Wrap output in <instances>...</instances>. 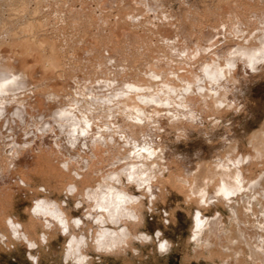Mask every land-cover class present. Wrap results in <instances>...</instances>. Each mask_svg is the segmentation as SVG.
<instances>
[{"label":"bare ground","instance_id":"obj_1","mask_svg":"<svg viewBox=\"0 0 264 264\" xmlns=\"http://www.w3.org/2000/svg\"><path fill=\"white\" fill-rule=\"evenodd\" d=\"M19 1L20 2L22 1V3L24 1V3L23 4L19 3ZM39 1L36 2L39 3ZM263 1L264 0H262V2ZM5 2H7L8 5L10 4L11 6L12 5L16 6L15 4L17 2L21 5L19 6V9H22L21 13H17L21 15L20 17H16L18 18V20L24 19L23 16L25 15H22L23 13L22 11L23 10L25 11V9L29 7V5L27 6V4H26L27 7L25 6L26 0H0V219H1L0 243L1 244L5 243L8 245L9 242L13 241V242L26 243L29 246L31 244H35L37 248L34 249H38V244L36 243L35 239L32 237L33 235L31 233L35 234V232H37L35 231V229L37 227H40L44 231L43 234L40 235L41 237L43 236L44 240L42 241L41 237L39 238L40 244L42 245H46L51 238H54L58 235L70 236L71 241L69 240L70 242H68L69 246L66 252L67 258L69 257V259L75 260L76 262L82 264H87L89 261H91L88 253L89 250L91 249H93L96 252L100 251L105 254H113L116 256L125 254L127 249L131 248L133 241L144 240L146 237H147L146 240L150 238V237L148 238L147 234L145 237V235L140 234L137 231V229L140 228L139 227L140 225L143 226V224L146 223V218L144 215V210H145L144 202L141 200V198L135 196L134 192H132L131 188L134 185H137L139 186V188H142L143 191H146V193L150 196L149 199H151V197L152 199L153 198L155 199V196H157L156 194L163 196L164 194L167 195V193L175 192V193L183 194L184 198L186 197L188 199V200L185 199L186 202L189 201L190 199L193 200V202L198 203V206H202V207L203 204H208V201L214 202L216 204L217 202L215 201H217V199L219 200L221 199L222 202H224L225 204L231 207L234 213L235 211L236 213L238 212V215L239 213H241V215L244 216L243 214L246 215L248 211L256 213V211L262 212L263 210V213L261 214H263V218H264V175H262L263 172L262 173L260 172V175H258V177L252 178L249 177L248 175L249 170L244 169L245 164L251 162L252 160L259 161V159L262 156H264V127L261 130L256 131L255 133L253 132L251 135H249L250 136L248 139L249 142L248 146L250 147L249 153H245V154L240 153L239 151L240 142L238 140H233V141L224 140L223 143L228 146H226L223 149L220 148L217 149L218 156L216 157V161L215 160L213 162H211L212 160L210 162L199 161L195 169H184L181 171L177 170L176 164H175L176 167L174 166V162L172 164L171 159L173 158L171 157V153L168 146L164 145L165 143L164 138L168 136L169 128L171 130L178 131L179 135L182 136H188L193 134L194 132H202V130L205 134L209 135V133L207 132L209 129L207 124L212 122V125L214 124V126L216 125L217 127L219 124V120L221 121L220 116H222L224 113H227L228 110L234 109L233 106H235L234 103L235 101H233L232 98L233 96L231 97V95L233 93L237 94L238 92L237 84L243 82V80L247 77L248 71L249 73H251V71L252 73L253 71L254 73L257 71H261V69L260 70L257 69L258 67L256 64H258V61L263 59L262 57H264V47L262 46L263 48H260L261 44L264 45L263 44L264 37L261 38V35L259 36L258 34V37H260L258 39L257 33H255L256 35L255 37L252 35V37L254 38H251L250 34L244 35L246 34L245 32L242 34L241 31L242 29L240 28L243 27V24L240 21L236 22L234 20L235 17H233L234 19L232 18L234 14L230 16L227 13L229 15L228 17H231L232 18L231 20H234V23L236 22L238 24L240 22L239 25L242 24L240 28H238L239 26H237L235 23V26L237 27L235 28L238 30L240 29L239 32L241 33L238 32L239 34L238 33L234 34L236 35L237 38H239L237 35L239 36L240 34L243 35V36L241 35L240 37H244V39L241 38V41H239L240 39L238 40L240 44L242 43L241 45L242 47L239 48L237 46V44H239V42L237 41V44L234 45V48L236 46L238 48L236 47L235 48L236 50L233 52L232 50H234V48L232 45L231 48L232 50L229 49L233 52L235 56L237 55L242 58L239 60V57L236 56L238 61L234 60L235 57L232 55V53L230 55L231 57H233V59L229 57L230 56L229 54H228L229 58L227 57V59L226 57L225 59L223 57H222L223 59H221V57L220 58L215 57L217 55H215L214 58L213 54L216 53L218 50H220L219 47H221L222 45L218 47V50H216L217 49L216 48L215 51L213 48L215 46H211L213 43L210 45L212 47L210 48L215 51L214 52L212 50V52H214L213 54L211 53V51H209V49L203 50L204 51L203 53H205V50H207L204 55H206L207 52L209 51L212 54V58H214L213 60L210 58L212 61L208 59L210 60L212 65H206L208 63H205V67L204 66L203 67L205 74L210 76L212 79L220 80L218 81L219 83H217V85L214 84L213 87L210 88L209 85L211 84L209 83V85L207 84L208 87H206V89L208 88V90H206L204 88L205 87L204 77L206 78L207 76L198 73L196 74L194 71L191 70V68L194 67L189 68L190 71L188 72H187L188 69L186 70L188 74L183 72V74L184 73L185 74L181 77L182 72L180 71L181 73L180 72L177 73V78L172 79L173 75L181 68L179 67L178 70L176 69L177 71L176 70L173 71L176 68V66L174 68L173 66L175 64H172L173 70H171L172 69L171 67H170L171 69H169L173 71V73L171 72V75L170 73L167 74L169 70L167 71L163 70L166 73L165 72L162 73H165L167 76L164 74L165 80L164 77H162V80H164V83L162 82V84L161 83L158 84L160 82L158 77L157 79L159 80V82L155 83V81L157 80V79L154 80V76L156 78L155 75L156 73H154L155 69L153 70V72L152 70H150L151 71L150 73H152L154 76L148 74L147 73L148 70H145L146 73L144 74L142 73L143 70L140 73L141 77H143L146 74L145 75L146 77L144 78L149 77L151 81L152 80L154 81V83L153 82L151 83L148 78H147L148 79L147 82L146 81L147 79L146 80H144V78L141 79L140 76L139 79H137L136 77L140 75L138 74L139 72H136L138 75L135 77L136 78L135 79L133 76H131V74L128 75L129 74L128 72L130 71L127 70L128 72L126 73H128L127 74L128 76H131L130 79L132 81L130 80V82L128 83L125 81L126 83L124 85V83L120 82L119 79L115 77V79H118V82L124 85L125 89H121L123 85L119 83H118L119 85L116 84L117 80L112 79L113 73L112 74L109 73L112 71H108L109 70L108 67L111 68L110 63H112V61L109 63L110 65L109 66L106 62H104L101 59L102 57L100 58V52H101L100 49L102 48L97 45L98 43L96 40L94 41V43L89 42L88 44H91L90 46L82 47V49H80V52L82 51L80 55L82 56L83 54H85L83 55L84 57L79 59L80 63L78 62L77 59H76L77 62H74L75 60L74 61L72 60L74 59L72 58V56L74 57L73 52L75 51L73 50L72 46L69 44H71L70 41L71 42L73 41L72 38L74 39V36L76 35V28L78 30V26L70 19L71 17L70 18L68 17L65 20L62 19L63 17L60 18L61 16L58 17L60 18L61 23H63V26L64 24L65 26L60 27L62 26V24L59 25L60 22H58V24H54L52 26L53 29L51 28V31L49 32L50 28L48 30V28L44 27V25L48 23L46 20L47 18L43 17L44 15L43 16L41 15L43 18L39 17V19H37L36 18L37 14L36 15L33 14L36 13L34 11L35 8H32L34 9L32 10L34 11L32 12V14L35 16H32L33 19L30 20V22L26 21L27 24L26 22L24 23L22 21L21 24L24 23L23 26L25 27L23 28L22 26H19L22 29L18 27L19 29L17 31L16 30L17 27H15L14 24L17 26V23L20 24L21 21L17 20L18 22L15 23V19H16L15 18L13 19L14 20L13 22L11 18L14 17L11 16V13L10 16L8 14L9 17H5V15H2L3 6L7 4ZM262 2L260 0V4ZM235 3L237 4V2ZM239 3L238 6H240ZM242 5L243 4H241L240 6L241 8L244 7ZM41 6L39 3L37 8H40ZM241 8L238 9L241 10ZM7 10H8V6H7ZM16 10L18 12V9ZM263 10L261 11L263 12ZM27 11L30 10L28 9ZM40 11L42 10L40 9ZM261 11H258L261 15L255 12L254 13L257 16L255 14L254 15L257 18H259V15L262 16V14L264 13V12L262 13ZM88 12L90 13V11ZM88 12L86 14L90 16ZM247 12H249L250 14V11L247 10L246 12L244 11L245 14ZM48 13L49 12H47V14ZM237 14L239 13L236 12V15ZM87 15L83 17L89 18L87 17ZM237 16L236 17L239 19L241 15H237ZM242 17L243 15L241 16V18ZM263 17L264 16H262V19ZM96 18L95 21L97 20L98 23V19ZM102 18L99 19L101 20ZM89 20H94V19H92L91 16V18L88 19L87 21ZM259 20L264 22V19L263 20L259 19ZM83 21H85V19ZM256 21H258V19ZM100 22L101 21H99V23ZM105 22L106 21L101 23H105ZM169 22L171 23V21ZM234 23L232 22V24L230 25L232 30L230 31L232 33L238 31V30L235 31L236 30L235 28H233L235 30L232 29V25ZM172 24L173 23H171V25ZM11 25L15 28H13L12 33L11 31L10 33H7V29L8 28L10 29ZM155 25L157 24H154V26ZM158 26L159 24L156 27ZM164 26L166 27L169 25L165 24L164 22ZM164 26H162V30L165 29L163 28ZM159 27H158V31L154 27L157 32L161 30V28ZM125 28L126 25H124V28L122 29ZM263 28H262L263 31L259 28L262 31V34L264 32ZM68 29H70V32L71 30L73 31L75 30V32L69 33V31L67 32ZM172 29H168L171 30V32L168 30L166 31L172 33L173 31ZM152 30L151 32H153ZM260 30L259 32L261 34ZM125 31L122 32L123 35L126 34ZM157 32L154 33L156 34ZM161 32L162 31H160V33ZM168 32H167V36L169 34ZM211 32L214 33V31H209L210 34ZM225 33H227V31H225ZM6 34L7 35L11 34L10 41L8 42L5 40L6 39L5 37L7 36ZM128 34L130 35V33ZM145 34L146 33L141 35H145ZM163 34L166 33H162L161 35ZM210 34L208 36H210ZM220 34H222V31ZM229 34L231 37L232 34L230 32ZM136 35L139 34L136 32ZM217 35L218 33H215V35L211 34L212 37L216 36V38L218 39L219 36ZM140 36L137 37H139V39L140 38L143 39L144 37L148 39L146 37L148 35L144 37H140ZM246 36L251 38V39L247 38V42L250 41L251 44L249 43L247 45V43L245 42L246 44L243 45ZM212 37L209 40L210 43L213 42ZM93 38L97 39L95 38V36H93ZM179 38L180 36L178 33L174 34V38L172 40L174 44L176 43V41L181 43L180 42L181 39ZM198 39L200 40L199 43H201V35H199ZM204 39L208 40L209 38L206 39L203 37L202 39V41L207 44L208 41H205ZM252 39L253 40L258 39L255 42L256 44L254 43L255 46L252 45L253 44ZM242 40L244 41L242 42ZM216 41L215 43L218 44ZM228 42L230 41L228 40ZM257 42H259L260 45ZM66 43L72 48V50H70L72 51L71 53V55L73 54L72 56L70 55V51L67 49L68 46H66ZM205 43L203 44L204 47H205ZM145 44L147 45V42ZM257 44L259 46H257ZM184 45L182 43V48L180 49L181 52L183 51V53H181L179 56H182V54L184 55V51H185V57H186L187 56L186 53H188L189 50H192L191 52H189L188 55L189 57L187 56L186 59L188 61H189L188 58L190 57H191L190 60H192L193 58L199 59L198 56L200 54V51L197 45H196L197 48H195L198 49L197 51L194 49H189L188 51L184 50ZM185 48L188 49L190 47L188 48L185 47ZM261 49H263V51H261L263 53L262 56L259 55L260 54L259 50ZM173 50H175V48H173ZM160 51H163V49ZM231 51L228 52L227 50V53H230ZM210 53L208 54L210 55ZM257 53H259L258 54L259 57ZM77 56L80 57L79 55ZM201 56H202V52H201ZM104 57L105 56H103V58ZM202 58L203 57H201L200 59ZM204 58L205 60L207 59L206 57ZM243 59L246 60V63L244 62L245 64L244 63L243 64L245 66L247 65V67L249 61L250 64H252L251 63L252 61L255 62L258 60L255 63L256 67L254 66V62L252 64L253 66L251 65L252 69L253 67L256 69L248 70L250 67L248 68L246 67L247 70H242L241 64L239 62L242 61ZM104 60L106 61V58ZM193 60L192 63L194 64ZM182 62L185 63L184 59ZM262 62L264 63V60ZM263 63L260 64L259 62L260 64V65L258 64L259 68H261L260 66H262ZM184 65L186 66L187 62ZM148 68H151L150 65L146 69ZM185 68L186 67H184L183 69L181 68L182 71ZM134 72L133 74H135ZM123 73L124 72H122L121 75H123ZM158 73L160 72L157 71V75H159ZM222 73H226L227 76L228 74L230 75L227 78V80L224 79L225 82L224 83L222 82L223 84L220 83L221 80L223 81V77H221ZM178 74H180L179 76L180 78H178ZM150 75L152 76L153 79L150 77ZM132 77L135 80H133ZM174 77H176V74L174 75ZM127 79H129V77ZM116 85L120 86V88L117 87ZM36 88L37 91H35ZM108 89H111L110 92ZM240 104L241 102H239V105H237L239 106V109H241ZM208 114H210V116H208ZM227 118L229 117L227 116ZM168 122H170L169 128L166 127ZM225 122L222 121V123ZM203 136L205 135H202V137ZM181 139L183 138H180V140ZM58 154H62L65 157V159L60 162L61 168L63 170L65 171L71 170L70 169L71 167L73 166L76 167V171H75L76 174L74 175V179L70 180L64 185L62 192L65 193V197H68L70 194H73L74 192L76 193V191L78 192L80 191L81 196L86 197L87 201H84V203L88 202L87 205L89 204V206L88 209L85 210V212H83L84 216L83 217H81L82 215L78 216L80 218L75 217L76 219L72 218L68 213V208L67 209L65 208L67 206L66 201L57 202L55 199L54 201H48L51 200L49 199L50 197L41 200L38 199V201L35 203V206L32 208L31 214H29L30 219L28 220L29 224L27 225L18 222L19 220L17 221V219L14 217L5 216L7 212V206L8 205L10 206L12 204L14 194L21 188L24 187L27 188V186L30 187L29 185L32 184L34 176L41 173L40 168L54 170V164H53L55 160L54 157L56 158ZM122 175L126 176L127 178L128 175H132L135 178L134 182L133 183L128 182L127 184H125V182L122 179ZM58 176L60 179L66 180L65 174L61 173L58 174ZM140 177H143V180H141ZM92 180H95L93 185H91ZM117 180H119V183H117ZM145 180L148 181V183L145 184L144 187H140V185ZM80 183L84 185V187H82L81 190L79 187ZM73 189L75 190L73 191ZM110 189H113L114 191L109 193ZM148 189H151V191H149ZM106 195L108 196V198L104 199ZM117 195L125 196V202L119 207L114 206L115 204L118 203L116 199ZM236 196H238L237 197L238 199L239 198L241 199L240 202L241 206H238L233 202V200L235 199L234 197ZM131 197H135L136 200L129 202ZM201 201L204 203L199 204ZM233 204L235 206H232ZM80 207L81 206L78 205V208ZM218 215L216 216L218 217ZM233 215H234L233 217L237 216V215L235 216V214ZM195 216L196 218H194V220L196 219L195 222L196 224L197 223L198 224L196 226V231L194 230L195 232L193 235L194 236L193 240L195 241V245H196L195 250L197 252L202 248L207 250L211 249L210 252L212 255V253L215 252L214 249H217L219 247L220 250L221 248L223 249L222 250L223 253H221L222 251H220V253H218L219 255L220 254L226 255L227 252L235 254V252L239 248L237 247V244H239V246L243 244L244 248L245 245L250 246V242L253 241L252 238L255 236V234H250L251 233L250 230L243 226V222H247L245 220L246 218L248 219L247 215H246L247 217L245 216L246 217L245 219L243 220L241 219L242 221L237 220L238 222L236 223L234 228L231 227V229H226V231L228 230L227 232L224 231L225 229H223L224 228L222 226L223 223H221L220 225L218 224V222H214V219H216L217 217H214L213 220L211 221L208 220V223H206L207 220L206 219L203 220V217L199 215L198 212L197 215ZM219 218L220 216L218 217V220ZM76 220L80 221L79 226H77L76 223L74 222ZM9 221H11V224H9ZM61 221H63L64 223L62 224ZM203 223H206L207 226V227L205 226L206 231L203 229L204 227L203 225H205ZM2 224H5V227L4 225L2 226ZM16 225H19V227L18 228L15 227ZM111 225H114L115 227L117 225V228L112 229L114 226L110 228ZM119 225H122V227L120 228ZM65 226L68 229L67 233L63 231V228ZM200 226H202V228H200ZM85 227L87 228L92 227L93 230L89 229L90 230L89 233L86 230H84ZM201 229L203 230L202 232ZM14 232L16 233V238L13 237ZM203 232H206L205 233L206 235L202 234ZM261 236L262 235H260V237ZM23 237H26V239H23ZM261 240H263V243L262 242L260 243H262V246H264V239ZM257 241H258V237H257ZM166 245L168 249L169 248L168 245L170 246V244H167L166 242ZM247 246L246 249L248 248ZM252 248L253 247L251 246L250 249L251 253L255 252V250L254 249L252 250ZM257 248L258 247H256L255 249ZM29 249L31 248L29 247ZM246 249L243 251L246 252ZM132 250H135V248H132ZM201 251H203V249ZM256 252L262 253L263 251L259 250ZM203 253L204 252H202V254ZM228 254L229 253H227V255ZM237 255L239 256V254ZM31 256L36 258L32 254ZM212 256H215V254H213ZM237 257L235 258L239 259V257L238 258ZM248 257L246 254V258ZM261 257L262 255L259 257L260 258L259 261H261L260 262L261 264H264V260L262 262ZM231 258L229 260L234 259ZM250 258L248 259L249 261L252 260L251 256ZM254 258L255 259H253V261L258 260L256 255ZM36 259H38V257ZM236 259L231 263L241 264L240 263L241 257L239 260ZM243 260L245 261V259ZM245 263L248 264L249 262L245 261ZM256 264H259V262H257Z\"/></svg>","mask_w":264,"mask_h":264},{"label":"rangeland","instance_id":"obj_2","mask_svg":"<svg viewBox=\"0 0 264 264\" xmlns=\"http://www.w3.org/2000/svg\"><path fill=\"white\" fill-rule=\"evenodd\" d=\"M36 1H39V0H26L25 6H26V4H27V6L29 5V7H27V6L26 7L30 11H27L28 10L27 8L25 9V11H27L28 13L25 12L24 10L22 11L23 12L22 15H25V16H23V18L25 20L24 19L18 20V18H16V17H20V15H21V14L19 15L17 13H21L22 9H19V6H21L19 3H22V1L21 2L19 1V3L17 2L18 4L17 3L15 4L16 6H14V5L11 6L10 4L8 5V3L5 2L7 4H5V6H3L2 15H5V17H9L10 13H11V16L14 17V18H11L13 22H14L13 19H15V18H16L15 23H17L18 21H21L20 24L17 23V26L13 23L14 26L17 27V29H16L17 31L19 28H21L19 26H22L24 28L25 27V26H23L24 23L26 21L30 22V20L33 19L32 16H35L37 14L36 18L39 19V17L41 18L44 15L43 17H46L47 18L46 20L48 22V23L46 22L47 24L45 23L46 25H44V27L48 28V30L50 28L49 32L51 31L52 26L54 24H58V22H60L59 25L62 24V26H60V27L65 26V24L63 26V23H61L60 18L63 17L62 19L65 20L66 18L71 17L70 19L78 26V30L76 28V35L74 36V39L72 38L73 41L72 42L70 41L71 44H69L72 46L73 50L75 51V52H73L74 57L72 56L73 54L71 55V53H72V51H70V50H72L71 46H69L66 43V46H68L67 49L70 51V55L72 56V58H74L72 60L73 61L75 60L74 62H77V60H78V62L80 63L79 59L84 57L83 55H85V54H83L82 56L80 55V53H82V51L80 52V49H82V47L90 46L91 44H88V43L89 42L94 43V41L96 40L98 43L97 45L102 48V49H100L101 50L100 58L102 57L101 59L104 62H106L108 65L112 61V63H110L112 70L110 67H108V69H109L108 71H112L109 73L110 74L113 73L112 79H115V77H117L120 82L124 83V85L126 82L127 83L130 82L131 76H133L135 78L138 74L141 73L142 70H143L142 71L143 74L146 73L145 70H148L147 73L153 75L152 73H150L151 72L150 70H152V72H153L154 69H155L154 73H156L155 74L156 78L153 75L154 80L157 79V77L160 80V82H159V80L157 79L155 81V83L159 82L158 84H160V83L162 84V82L164 83V80H165V76H164V74L166 73L165 71H167L171 68H172L171 70H173V67L175 68V66H176V68L173 71H175L176 69L178 70L179 67H181L182 69L184 67H186V68L183 71L181 68L179 71L176 70L177 72L176 73L174 72L176 74V77H174V75H175L174 74L173 77L171 76L172 79L177 78V73H179L180 71L182 72V73L180 72L182 74L181 75V77H182L185 73L190 71L189 68L194 67V68H191V70L194 71L196 74L198 73V74H201V75L203 74L204 76H207L206 78L204 77V83H205L204 88L206 89V87H208L209 83L212 85V86L209 85L211 88V87H213L214 84L217 85V83H219L218 81H220V80L212 79L210 76L205 74V72H204L205 63H208L206 65H212L210 62L211 59L213 60L215 57H217V58L221 57V59H223V58L225 59V57H226V59H227V57L231 53L236 58V59L234 58V60H237V57H239V56L236 55L237 56L236 57L233 54V52L236 50L235 48L237 46L239 48L242 47L241 46L242 43L240 44L239 41H241V38L244 39V37H240L244 32L246 33L244 35L250 34L251 38H254L256 36L255 33H257V37H258V34H259V36L261 35V38L264 37V35H263L264 32L262 34V31H263L262 28L264 27V24H263L264 22L259 20V19H261V20L264 19V17L262 19V16H264V13H263L264 12V10H263L264 9V3H263L264 1L262 2V0H261V2H262L261 4H260V0H238V1L237 0H40L39 1L40 6L42 5L40 8H37L39 3H37ZM42 1L44 3L45 2L46 3L44 4ZM235 2H237V4ZM239 2H242V3H239ZM23 3H24V1H23ZM238 3L240 4V6H241V4H243L242 6H244L247 11H250V14H249V12H247L246 14H249V15H246L244 13V11L246 12V10L244 9V7L241 8L240 6H238ZM247 5H249V6H247ZM7 6H8V10H7ZM10 7L11 8L17 7L16 9H18V12L16 9H13V8L11 9ZM237 7L241 8V10L238 9ZM255 7H256V9H255ZM20 8H22V7H20ZM32 8H35V10ZM4 9H5V11H4ZM40 9L43 12L40 11ZM13 10L16 12H14ZM32 10H34L36 12V13H33L35 15L32 14V12H34ZM234 10L239 13L237 15H241V16L243 15V17H242L243 19L240 16V18H239L240 20H239L237 18L239 16L236 15V12ZM242 10H244V11H242ZM261 10H263V12ZM85 11H87V12L90 11V13L88 12V14H90V16L87 15L86 14L87 12H85ZM258 11H261L263 13L262 16H260L261 14ZM47 12H49V13L47 14ZM125 12H127V13H125ZM229 12H231V13H229ZM254 12L257 14L258 13L260 14L259 18L256 17L257 15ZM71 13H72V15H71ZM105 13H106V15H105ZM159 13H160V15H159ZM227 13L230 16H232V14H234L235 16L233 15L232 18L235 17V19L234 18L233 19L236 22L240 21L243 24V27L240 28V26L242 24L239 25L240 22L238 24L235 22L236 25L239 26L238 28L242 29L241 30L242 34H240V36L237 35L239 38H237L236 35H234V34L238 33L240 29L239 30L236 29L237 27L235 26L234 20H231L232 18L228 17L229 15ZM8 14H9V16H8ZM15 14H16V16H15ZM45 15H47L48 17ZM79 15H81V16H79ZM86 15L89 18L83 17ZM91 16H92V19H94V20H89L91 22L87 21L88 19L91 18ZM248 16H250V17H248ZM58 17H60V18H58ZM102 17L103 18L105 17L106 20H105V18L103 20ZM95 18L98 19V23H97V20L95 21ZM99 18H102V19L100 20ZM84 19H85V21H83ZM251 19L252 20L254 19V20L252 21ZM257 19H258V21H256ZM225 20H227V21H225ZM250 20H251V22H250ZM22 21L24 22L23 24H21ZM92 21H94V22H92ZM99 21H101V22L106 21V22L105 23H101V22L99 23ZM169 21H171V23H173V24L171 25V23ZM229 21H231V22H229ZM164 22H165V24H168L170 26V28H169V26L165 27ZM232 22L234 23L232 25V29L236 27L235 28L236 30L235 29H233V30H235V31L238 30L237 32H233V33L231 32L232 30H231L230 25L232 24ZM243 22H246V23H243ZM249 22H250V24H249ZM26 24H27V22H26ZM78 24H80V25H78ZM154 24H157V25L159 24L160 27L159 26L158 27L161 28V30H160V31H162L161 33H160V31L157 32L158 27H156L157 25L154 26ZM190 24L191 25L193 24V25L191 26ZM261 24H263V25H261ZM124 25H126V28H125L126 31H125V29H122V28H124ZM227 25H229V26H227ZM162 26H164L163 28H165V29H163L164 32L162 30ZM217 26L219 27V29ZM11 27H10V29L9 28L7 29V33H10V31H11V33L13 32V28H15V27H13L12 25H11ZM119 27H122V28H119ZM154 27L157 29V31ZM226 27H228V28H226ZM166 28H168V29L173 28L172 30L174 32L172 31V33H170L171 30H168ZM70 29H68L67 32L68 31H69V33L75 32V30L74 31L71 30V32H70ZM121 29L126 32L125 35H123V33H122L123 31ZM127 29L129 32L127 31ZM150 29L151 30L153 29L152 30L153 32H151ZM8 30H9V32H8ZM147 30H148V32H147ZM166 30H168L170 32H168ZM217 30L220 33L222 31V34H220ZM224 30L227 31V33H225ZM259 30L261 31V34H260ZM209 31H214V33L211 32L212 35L213 34L215 35V33H218V35H217V36H219L218 39L216 38V36L212 37L211 34L209 33ZM84 32H86V33H84ZM136 32L139 35H136ZM154 32H157V33L155 34ZM167 32L169 33L168 36H167ZM229 32L232 34L231 37H230ZM128 33H130V35ZM144 33H146V34L141 35ZM162 33H166V34H163L164 35L163 36V35H161ZM173 33L179 34V36H180L179 39H181V41H180L181 43L176 41V43L174 44V42L172 41L174 38ZM239 33H241V32H239ZM209 34L213 38L212 39L213 42H211V43L209 42V40L211 38L210 36H208ZM146 35H148V36H146ZM199 35H201V43L203 42L202 41L203 37L206 39L209 38L208 40L204 39L205 41H208L209 43L208 42H207V44L205 42H203L202 44L199 43L200 42V40H199L200 38L198 39ZM252 35L254 37H252ZM93 36H95V38H97V39H94ZM137 36H140V37L146 36L148 39H146L145 37L143 39L142 38L139 39V37H137ZM10 37H11V34H8L5 37L6 38L5 40L7 42L10 41ZM165 38H167V39H165ZM214 38H215V40H214ZM230 38H232L233 41ZM236 38H237V40H236ZM245 38H246L245 41L242 40V42L244 41L243 45L246 43H247V45L249 43L251 44V42L249 40H248L249 42H247V38L248 39H251V38L247 37V36ZM259 38L260 37H258V39ZM216 39H217V41H216ZM258 39H256V40L252 39L254 41V42L252 41V43H253L252 45L255 46V44H256L255 42ZM228 40L230 42H228ZM215 41L219 45L216 44ZM237 41L239 42L240 45L237 44ZM146 42H147V45L145 44ZM224 42H227V43H224ZM234 42H235V44H234ZM72 43L74 44V46ZM75 43H76V45H75ZM177 43H179V44H177ZM182 43H183V45L184 44L186 45V46L184 45V50H187V51L189 49H194L197 51L198 49H195V48H197V46H198L199 51H200V54L198 57H199V59L201 57H203L202 58L203 61H202V59H200L201 60L200 61L198 58L197 59L193 58L194 59V60L192 59L194 61V64H193L192 60H190V58H191L190 57V58H188L189 61L191 62V64H190V62L186 58L189 55V52H191L192 50H189L188 53H186V55H187L186 57H185V51H184V55L182 54V56H179L181 53H183V51L181 52V49H180V48H182ZM204 43H205V47L203 46ZM228 43H231V44H228ZM257 43L260 45L259 42H257ZM236 44H237V46L234 48V45H236ZM258 44H257V46H259ZM210 45L215 46V47H213L214 50L216 48H217L216 50H218V47L221 45L222 46L219 47L220 50H218L216 53H214L216 50L214 51L213 49H211L212 47ZM216 45H217V47H216ZM224 45H226L227 47ZM232 45H233L234 50L231 49ZM252 45H250V46H252ZM146 46H147V48H146ZM260 46H261L260 48L264 47V45H262V44ZM74 47H76V48H74ZM172 47L175 48V50H173ZM178 47L180 50L178 49ZM185 47H187V48L190 47V48L186 49ZM201 47H203V48H201ZM206 47H209V48H206ZM75 49H77V50H75ZM162 49H163V51H160ZM204 49H209V51H211L212 54L214 53L213 57L215 55H217V56L212 58V54L208 51L206 54L208 56L207 57L206 55H204L207 50H205V53H203ZM229 49H231L233 52ZM212 50L214 52H212ZM227 50H228V52L229 51H231V52L227 53ZM152 51H154V52H152ZM222 51L224 52L225 55L223 54ZM261 51H263V49L259 50L260 54L257 53V55L259 54L260 56H262L263 53ZM102 52H104V53H102ZM201 52H202V56H201ZM105 53H107V54H105ZM124 53H126L127 55ZM208 53H210V55ZM123 54H124V56H123ZM77 55H79L80 57H78ZM257 55H256V57H257ZM259 55H258V57H259ZM103 56H105V57L103 58ZM126 56H128V57H126ZM166 56H168L169 58ZM204 57H206L207 59L205 60ZM229 57H231V55ZM105 58H106V61L104 60ZM231 58L233 59V57H231ZM241 58L242 57H239V60ZM262 58L263 59H261L259 61L257 60L258 64H259V62H260V64L263 63L262 61L264 60V57H262ZM166 59H168V60H166ZM183 59H184L185 63L182 62ZM208 59H210V60H208ZM257 61H255V62L252 61L251 63L253 64V62H254V66L256 67V65H257V67H258L257 69L258 70L261 69V71H257L255 73H254V71H253V73H252V71H251V73H249V71H248L247 77L244 79L245 81L243 80V82H241L240 84H237L238 85L237 94L233 93L231 95V97L233 96L232 97L233 101H235L234 102L235 106H233L234 109H231L232 108L231 107V108H229L231 110H228V112L225 111V112H227V113H224L225 115L223 114L222 116H220L221 121L219 120L220 126L218 124V126H217L218 128L216 127V125L215 126H214V124L212 125V122L207 124L208 128H209L207 132L209 133V135L205 134L202 130V132H194L191 135L182 136V135H179L178 131L171 130L169 128L170 122H168L166 127L169 128V130H168L169 134H168V136H166L164 138V141H165L164 145L168 146L170 153H171V157L173 158V159H171L172 164H173V162H174V166L176 164L177 170L181 171L184 169H195L197 167V163L199 161H206V162L207 161L210 162L211 160H212L211 162H213L214 160L216 161V157L218 156V154H217L218 150L217 149H219V148L223 149L226 146H228V145L223 143L224 140L225 141L238 140L240 142V147H239L240 153L245 154V153L250 152V150H249L250 147L248 146L249 145L248 139L250 137L249 135H251L253 132L255 133L256 131L261 130L264 127V63L262 66H260L261 68H259L258 64L255 65V63ZM179 62H181V63H179ZM186 62H187V65L190 67H188L187 65L186 66L184 65V64H186ZM244 62L246 63V60H244V59L239 62L241 64L242 70H247L248 67H250L248 70L256 69L254 67L252 69V67H251L252 64H250V61H249L248 67H247V65L246 66L244 65L245 64ZM247 63H248V61H247ZM172 64H175V65L172 67ZM149 65L151 68L146 69ZM202 67H203V70H202ZM195 69H196V71H195ZM124 70H126V71H124ZM127 70L130 72H128ZM163 70H165V71H163ZM171 70H169V72H167V74L170 73V75H171V72L173 73V71H171ZM186 70H187V72H186ZM131 71H132V73H131ZM157 71L160 72V73H158L160 75V78H159V75H157ZM122 72L125 73V74L123 73L124 76L121 75ZM126 72H128L129 74ZM133 72L135 74H133ZM136 72H139V73L137 74ZM162 72H165V73H162ZM183 72H185V73L183 74ZM161 73H162V75H161ZM127 74L128 75L131 74V76H128ZM224 74L226 75V73H222L221 77H223V81L221 80L220 83H222V82L224 83L225 82L224 79L227 80V78L230 76L229 74H228V76L227 75L225 76ZM145 75L144 76L142 75L143 77H141V74H140L136 78L139 79V76H140V78L143 79L144 77H146ZM151 75H150V77L152 78ZM126 76H128L129 79H127L128 77H126ZM147 76H149V75H147ZM179 76H180V74H178V78H180ZM122 77L123 78L125 77V78L123 79ZM162 77H164V80H162ZM171 77H170V79H171ZM134 78H133V80L136 79V78L135 79ZM147 78L150 80L151 83L152 82L154 83V81L153 80L151 81V79L149 77H147ZM147 78H144V80H146ZM118 79H115V80H117L116 84H118V83L122 84V83L118 82ZM148 79L146 80L147 82H148ZM170 79H169V81H170ZM205 79L208 80V83H207V80H205ZM209 80H210V82H209ZM124 85L121 89H125ZM117 87L120 88V86H117ZM214 87H216V86H214ZM108 90L110 92L111 89H108ZM160 90H162V89H160ZM206 90H208V88ZM35 91H37V88L35 89ZM73 94H74V92H73ZM106 94H105V97H106ZM240 95L242 96V98ZM239 102H241V104H240L241 109H239V106H237V105H239ZM236 103H238V104H236ZM241 105H242V107H241ZM202 106H204V105H202ZM208 116H210V114H208ZM227 116L229 118H227ZM222 121L223 122L226 121V122L222 123ZM229 123H231V124H229ZM202 135H205V136L202 137ZM179 137L183 138V139L180 140ZM227 137H229V138H227ZM173 142H175L176 144ZM166 143H168V144H166ZM57 156H56V158L54 157V159H55L53 162L54 170L53 169H46V168L41 169L40 168L41 173L34 176L32 184L29 185L30 187L27 186V188H25V187L21 188L14 194L12 204L10 206L9 205L7 206V212H6L5 216L14 217L17 219V221L19 220L18 222L27 225V224H29L28 220L30 219L29 214H31L32 208L35 206V203L38 201V199L41 200V199H46L49 197H50L49 199H51V200H48V201H54V199L57 202L66 201L67 206L65 208L66 209L68 208V213L70 214V216L72 218H75V217L80 218L78 216H81V215H82L81 217L84 216L83 212H85V210H87L88 206H89V204L87 205L88 202L84 203V201H87L86 197H82L80 191L79 192L76 191V193L74 192L73 194H70L68 197H65V193L62 192L64 185L67 182H69L70 180L74 179V175L76 174L75 173L76 167L75 166H73L71 168L69 167L71 170H66V171L63 170L61 168L60 162L62 160H64L65 157L62 154H58ZM222 157H223V155H222ZM262 157L264 158V156H262ZM261 158L259 159V161L258 160H254V161L252 160L251 162L245 164L244 169L249 170V174H248L249 177L256 178V177H258V175H260V172L261 173L263 172L262 175H264V161H263L264 159L263 158L261 159ZM177 160H179V161H177ZM61 173L65 174L66 180L59 178L58 174H61ZM122 179L125 182V184L128 183V178L126 176L122 175ZM94 181L95 180H92L91 185L94 184ZM79 187L81 190L82 187H84V185L82 183H80ZM131 189H132V192H134L135 196H137L138 198H141V200L144 202V206H145L144 207L145 208L144 215L146 218V223H144L143 226L140 225L139 226L140 228L137 229V231L140 234L145 235V237L147 234L148 238L149 237L150 238L146 240V238H147L146 237L144 240L133 241L131 248H128L127 251L125 252V254H121L119 256H116L113 254H105V253H102L100 251L99 252L97 251L98 252L97 253L96 251L91 249L88 252L91 261H89L87 264H223V263L234 264L231 262L236 259L235 257L238 256L237 254H239V256H238L239 259L241 257V261H240L241 264H246L245 261L249 262L248 264H256L257 262H259V264H261L260 263L261 261H259V259H260L259 257L261 255L263 257V258L261 257V260L263 262L264 254H262V253H264V246H262L263 240H261V239H264V227H263L264 226V223H263L264 218H263V214H261V213H263V210H262V212L256 211V213L248 211L246 214L248 216V219H247L246 218L247 216L245 214H243L244 216H242L241 213H239V215H238V212L236 213L235 210H234L235 211V213H234L232 211L231 207L228 206L227 204H225L224 202H222L221 199L220 200L217 199V201H215V202H217L216 204L214 202H211V201H208V204H203L204 202L201 201L199 204H203V207H202V206H198V203H195V202H193V200H190V199H189V201L186 202V200H188V199L186 197L184 198L183 194L170 192V193H167V195H165V194L163 196L161 195L163 198L160 195L156 194L157 196H155V199L154 198L152 199V197H151V199H149L150 196L146 193V191H143L142 188H139V186L134 185V186H132ZM79 194H80V196H79ZM81 197L84 199H82ZM156 197H158V198H156ZM237 197L238 196L234 197L235 199L233 200V202L236 205L241 206V204H240L241 199L239 198L240 199L239 200ZM77 198H80V199H77ZM81 199L83 200V202ZM77 200L78 201L80 200V201L78 202ZM81 203L82 204L84 203V204L82 205ZM78 205L81 207L78 208ZM232 206H235V205L233 204ZM199 211H200V213H199ZM197 212L199 215H201L203 217V220L204 219L207 220L206 223H208V220H210V221L213 220V218L217 217L216 215L219 214L218 215V217L220 216L219 220L217 217L216 219H214V222H218V224H220V225H221V223H223L222 226L224 227L223 229H225L224 231H226V229H231V227L234 228L236 223L238 222L237 220L242 221L243 219L246 218L245 220L248 223L243 222V226L250 230V232H251L250 234H255V236L252 238L253 241L250 242V246L245 245V248H244L243 244L240 246H239V244H237V247H239V248L235 252V254L233 253L234 255L230 252H227L231 256L232 255L235 256V257L232 256V258L229 254H228L229 255L228 256L227 253H226V255L225 254L219 255L218 253H220V251L223 250L221 247H220L221 250L219 249V247L218 248L216 247L217 249H214V251L218 255L212 251L213 252L212 255L215 254V256L211 255V252H210L211 249L207 250V249L202 248L203 251H201L202 249H200L198 251L199 252L198 253L195 250L196 245H195V241L193 240L194 239L193 235H194V232L196 231V226L198 224V223L196 224V222H195L196 219L194 220V218H196L195 215H197ZM233 214H235V216L236 215L237 216L233 217L234 216ZM235 219H236V221H235ZM216 220H218V221H216ZM206 223H203V224H205V225H203L204 230L207 227ZM3 225L5 227V224H2V226ZM113 226L114 225H111L110 228H112ZM119 227L121 228L122 225H119ZM115 228H117V225H116V227L114 226L112 229H115ZM200 228H202V226H200ZM36 229H35V231H37V232H35V234L34 233H31V234L33 235L32 237L35 239L36 243L38 244V249L31 248L28 244L20 243V242L11 241L8 243V245L5 243H2V244L0 243V264H32V261L28 259L29 253H31L36 258L38 257V259H37L38 264H82V263L76 262L75 260L69 259V257L67 258L66 252H67V248L69 246L68 242L71 241L70 236L58 235L54 238H51L47 242L46 245H42V244H40L39 238L41 237L40 235H42L44 231L40 227H37ZM89 229H92V227H89V228L85 227L84 230H86L87 232L90 233ZM202 231L203 230L201 229V232ZM252 231H254V232H252ZM158 232H160L159 235L157 234ZM205 233L206 232H203L202 234H205ZM36 234L38 237L36 236ZM256 235L258 237V241H257ZM260 235H262V236L260 237ZM35 236L37 237V240H36ZM250 237H252V236H250ZM256 241L258 244L256 243ZM166 242H167V244H170V246L168 245L169 248L167 249V251L162 253L159 250V245L161 243H166ZM260 242H262V243H260ZM252 243H254V244H252ZM3 244L5 245V247ZM255 244H256V246H255ZM246 246L248 248L249 247L250 248L246 249ZM251 246L253 247L252 250L254 249L255 252L259 251V250L263 251V252L262 253L256 252V254H255V252L251 253L250 252ZM259 246H261V247H259ZM29 247L32 250L29 249ZM240 247H241V250H240ZM256 247H258L260 249L257 248L258 249L257 250V249H255ZM35 248H37V247H35ZM132 248H135V250H132ZM245 249H246V252L243 251ZM205 250H207V251H205ZM248 250H249V252H248ZM202 252H204V253L202 254ZM221 253H223V251ZM250 253H251V255H250ZM246 254H247V257L249 256L248 258H246ZM252 254H253V256H252ZM255 255L258 259L257 261L256 260L253 261V259H255L254 258ZM250 256L252 257V260L249 261L248 259L250 258ZM228 257H230L231 259H233V258L234 259L229 260L230 258H228ZM239 259H236V260H239ZM243 259H245V261Z\"/></svg>","mask_w":264,"mask_h":264},{"label":"clouds","instance_id":"obj_3","mask_svg":"<svg viewBox=\"0 0 264 264\" xmlns=\"http://www.w3.org/2000/svg\"><path fill=\"white\" fill-rule=\"evenodd\" d=\"M134 179H135V178H134L132 175H128V182H129V183H133V182H134ZM140 179L143 180V177H140ZM117 183H119V180H117ZM147 183H148V181H146V180L143 181V183L140 185V187H144V185L147 184ZM74 190H75V189H73V191H74ZM148 190L151 191V189H148ZM112 191H114V190H113V189H110V190H109V193H111ZM107 198H108V196L106 195V196L104 197V199H107ZM116 199H117L118 203L114 205L115 207H119L120 205H122V204L125 202V196L117 195ZM135 200H136L135 197H131L130 200H129V202H131V201H135ZM103 210H106V209H103ZM74 222L76 223L77 226H79V223H80L79 220H76V221H74ZM61 223L63 224L64 222L61 221ZM9 224H11V221H9ZM15 227L18 228L19 225H16ZM63 231H64L65 233H67L68 229H67L66 226L63 228ZM157 234L159 235V233H157ZM13 237L16 238V233H15V232L13 233ZM23 239H26V237H23ZM41 239H42V241L44 240L43 236L41 237ZM45 242H46V241H45ZM30 247H31V248H35L36 245H35V244H31ZM159 250H160V252H162V253L166 252V251H167L166 243H161V244L159 245ZM28 259L32 261V264H38L37 259L34 258V257H32L30 253H29Z\"/></svg>","mask_w":264,"mask_h":264}]
</instances>
